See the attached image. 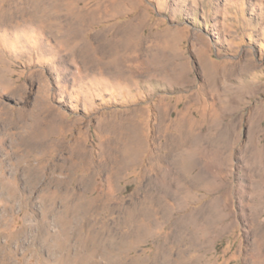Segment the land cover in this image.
<instances>
[{
  "label": "rangeland",
  "instance_id": "rangeland-1",
  "mask_svg": "<svg viewBox=\"0 0 264 264\" xmlns=\"http://www.w3.org/2000/svg\"><path fill=\"white\" fill-rule=\"evenodd\" d=\"M0 264H264V0H0Z\"/></svg>",
  "mask_w": 264,
  "mask_h": 264
}]
</instances>
